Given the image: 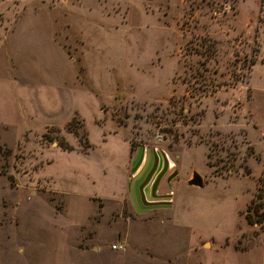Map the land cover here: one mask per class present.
Listing matches in <instances>:
<instances>
[{
	"label": "rangeland",
	"instance_id": "obj_1",
	"mask_svg": "<svg viewBox=\"0 0 264 264\" xmlns=\"http://www.w3.org/2000/svg\"><path fill=\"white\" fill-rule=\"evenodd\" d=\"M256 5L0 0V264H264ZM140 148L171 209L134 210Z\"/></svg>",
	"mask_w": 264,
	"mask_h": 264
},
{
	"label": "water",
	"instance_id": "obj_2",
	"mask_svg": "<svg viewBox=\"0 0 264 264\" xmlns=\"http://www.w3.org/2000/svg\"><path fill=\"white\" fill-rule=\"evenodd\" d=\"M169 164L163 152L154 148L139 149L131 164L134 175L129 178V198L137 213L169 207L171 195L162 196L158 192L160 183L169 171Z\"/></svg>",
	"mask_w": 264,
	"mask_h": 264
},
{
	"label": "crops",
	"instance_id": "obj_3",
	"mask_svg": "<svg viewBox=\"0 0 264 264\" xmlns=\"http://www.w3.org/2000/svg\"><path fill=\"white\" fill-rule=\"evenodd\" d=\"M256 6H257L256 7V16H257V14H259L260 11H261V0H257V5ZM251 21H252L251 18H249L248 19V25H247L248 31H250L249 24L251 23ZM257 33H258V37H259L258 40L260 39V41H259V51H258V55H257L258 58L252 64L251 68L256 66V65H259V64L264 67V28L259 30ZM249 78H250V76H249ZM249 78H248V84L250 83L249 82L250 81ZM129 157H130V155H129V152H128V163H127L128 165H129ZM170 162H172L171 163L172 165L169 168H172L174 166V163H173L174 161L171 158H170ZM128 165H127V169H126V174L128 173ZM125 178L129 182L130 176L128 177V174H127V176ZM174 203H175V198L172 197L170 205H169L170 209H171V207H173ZM169 207L167 209H169ZM164 209H166V208H164Z\"/></svg>",
	"mask_w": 264,
	"mask_h": 264
},
{
	"label": "flooded vegetation",
	"instance_id": "obj_4",
	"mask_svg": "<svg viewBox=\"0 0 264 264\" xmlns=\"http://www.w3.org/2000/svg\"><path fill=\"white\" fill-rule=\"evenodd\" d=\"M159 152H163L164 154H165V156H166V158L168 159V161L170 162V158H169V156L164 152V151H162V150H159ZM164 164V161H163V163H162V168H161V170H163V165ZM170 165V164H169ZM169 172V171H168ZM172 176H174V174H172V172H171V174H166V176L163 178V180H162V182L160 183V186H159V189H158V192H159V194L160 195H167V194H170L169 193V191L171 190V181H172ZM172 177V178H171ZM130 183V182H129ZM162 183H163V187H162ZM166 189V191H164L163 193L161 192V191H159L160 189Z\"/></svg>",
	"mask_w": 264,
	"mask_h": 264
},
{
	"label": "trees",
	"instance_id": "obj_5",
	"mask_svg": "<svg viewBox=\"0 0 264 264\" xmlns=\"http://www.w3.org/2000/svg\"><path fill=\"white\" fill-rule=\"evenodd\" d=\"M9 154H10V150L0 144V161L2 158L8 157ZM192 183L194 185L202 186L201 179L199 178L198 175H194V179L190 181V184H192Z\"/></svg>",
	"mask_w": 264,
	"mask_h": 264
},
{
	"label": "built area",
	"instance_id": "obj_6",
	"mask_svg": "<svg viewBox=\"0 0 264 264\" xmlns=\"http://www.w3.org/2000/svg\"><path fill=\"white\" fill-rule=\"evenodd\" d=\"M170 195H172V194H170ZM169 201L171 202V198L169 199ZM112 249L119 251V250H123L124 246L121 242H118V243L112 244Z\"/></svg>",
	"mask_w": 264,
	"mask_h": 264
}]
</instances>
